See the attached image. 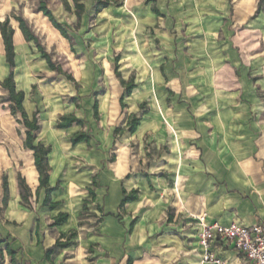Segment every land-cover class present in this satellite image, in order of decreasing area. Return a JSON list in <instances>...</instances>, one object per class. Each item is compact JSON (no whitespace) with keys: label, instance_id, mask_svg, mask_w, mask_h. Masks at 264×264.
Here are the masks:
<instances>
[{"label":"crops","instance_id":"obj_1","mask_svg":"<svg viewBox=\"0 0 264 264\" xmlns=\"http://www.w3.org/2000/svg\"><path fill=\"white\" fill-rule=\"evenodd\" d=\"M260 1L150 0V6L145 0L150 25L167 20L163 29H154L158 46L155 42L148 46L156 54L129 64L149 67L150 73L144 69L134 79L113 74L102 90L84 86L78 93L80 109L74 101L64 105L53 100L48 108L46 97L31 99L36 85L34 58L24 74L19 54L31 55L34 43H28L18 23L11 22L15 82L25 93L28 116L37 114L36 142L52 148L49 185L58 189L49 199L58 207L44 206L48 195L40 189L34 154L24 146L26 134L25 139H16V125L4 116L0 120V264H12L7 245L19 264H200L205 251L199 243V218L222 225L264 222V5L260 8ZM83 3L81 24L92 16L87 0ZM197 3L205 5L202 18L209 19L201 34L222 31L227 36L224 45L207 39L178 42L183 29L175 20L182 17V4L191 12ZM8 11L0 9V22ZM37 26L53 45L58 37L46 26ZM0 55L4 59L0 81H4L10 70L1 33ZM130 80L136 88L128 95L123 82ZM1 111L3 107L0 118ZM71 116L83 126L60 129L61 119ZM133 116L140 119L135 133L129 131ZM80 132L91 137L90 145H72ZM19 174L31 190L30 205L22 202ZM4 177L8 193L3 189ZM133 192H138V199L124 204ZM60 214L69 215L67 223L53 226ZM72 233L76 235L71 237ZM58 241L70 245L54 249ZM212 251L225 264H250L231 246L216 244Z\"/></svg>","mask_w":264,"mask_h":264},{"label":"rangeland","instance_id":"obj_2","mask_svg":"<svg viewBox=\"0 0 264 264\" xmlns=\"http://www.w3.org/2000/svg\"><path fill=\"white\" fill-rule=\"evenodd\" d=\"M149 1L147 0V3ZM66 2H69L71 8L74 9L75 6L72 0H50L48 7L58 22L67 29L73 38L75 53L71 51L69 42L53 28L49 20L43 14L37 12L38 0H0V9L7 8L9 10L2 21L11 17V22L15 23L16 21L12 16L24 17L39 38L42 46L52 56L53 61L61 66L64 72L75 78V82H72L66 76L49 70L45 62L41 60L35 44H32L33 57L29 51L28 55L19 54L20 66L24 74L29 72L31 58H34V81L36 85L30 92L31 99H38L40 96L46 97L44 100H48V108L52 104L50 101L53 100V102L56 100L62 102L64 105L67 102L74 101L75 106L80 109L78 93L84 90V86L91 85L98 88V90L105 89L111 82L113 74L118 77L116 72L121 77H128L129 79L141 75L144 69L148 71L147 74L150 73L151 68L149 67L135 66L131 68L129 64L136 60L142 62L144 58H151L156 54L153 51L150 52L148 46L151 42H155V45L158 46L160 41L155 40L156 32H154V29L158 30L159 27L163 29L167 20L161 19L158 20L160 22L158 25H150L152 23L150 15L145 10V0H116L118 3L121 2V5L112 4L100 16L94 14L96 2H94L92 8L90 4L93 0H87V10L92 12V16L79 27H77V19L73 12L66 10ZM149 5L152 6V3H149ZM192 5L194 9L189 12L186 11L185 4H182L180 10L182 17L175 20L176 25L183 29L182 33L177 35L178 42L185 44L200 43L206 42L207 39L209 42H217L220 46L224 45L227 36L222 31L216 35L201 34V28L207 27L209 23V19L202 18V10L205 5L201 3ZM194 10H197V12H194ZM228 20L225 21L228 22ZM37 24L46 26L48 32L58 37L54 40L53 45L48 44V39L38 29ZM149 26H152V28ZM52 41V39H49L50 43ZM185 53L188 56L190 55L189 50H186ZM117 58H119V61L116 60ZM108 60L111 61V66L107 65ZM3 63L4 59L0 55V70ZM6 98L7 92L0 88V109L3 107L0 120L2 121L3 117L7 116V120L16 125V139H25L26 131L23 126L17 124L16 119L10 114L9 105L8 103L5 104Z\"/></svg>","mask_w":264,"mask_h":264},{"label":"trees","instance_id":"obj_3","mask_svg":"<svg viewBox=\"0 0 264 264\" xmlns=\"http://www.w3.org/2000/svg\"><path fill=\"white\" fill-rule=\"evenodd\" d=\"M50 0H38V8L37 12L41 13L46 17L51 25L61 34V36L66 39L70 46L71 51L75 53L74 48V41L73 38L68 33L67 29L58 22L53 12L48 7V2ZM74 3V11L73 13L76 15L78 19L77 27L81 25L82 17L85 13V4L83 3V0H72ZM122 1V0H120ZM96 6H95V12L96 14L101 13L103 10L109 8L112 4L116 6H120L121 2L118 3L116 0H95ZM66 10L69 12H72L71 6L66 2ZM264 5V0L260 1V8ZM153 12L160 16V13L156 7L153 8ZM12 18L18 23L19 29L24 37V39L28 43H34L38 52L40 53L41 59H43L50 70L57 72L60 75L66 76V78L69 81L75 82V79L72 75L67 74L64 72L61 66L56 64L53 61L52 56L46 51V49L42 46L40 43L39 38L29 25L28 21L22 17V16H12ZM0 33L3 39V44L5 48V57L6 62L9 67V75L4 81H0V87L7 92V98L5 100L6 103H8V107L10 110V114L16 119L17 124L23 126L26 129V139L24 142V146L26 149L30 150L34 154V163L36 170L39 173V181H40V189H46L48 197L46 198L44 202V206L49 207L50 209H56L58 207V204H50L49 194L53 191H56L58 189V186L55 188H52L49 185V175L51 171V167L49 165V155L52 152L51 146H44L40 142H36V134L40 131V125L37 118V114L35 113L32 118L28 116L26 113V110L24 108V101H25V93L21 90L17 89V85L15 82V69H16V52H15V45H14V29L11 26V17H8L5 21L0 22ZM119 61V58L116 59ZM117 76L119 77L120 74L116 72ZM123 84L126 86V92L128 95L132 93V91L136 88V85L134 84L133 80H130L128 83L123 82ZM94 112L96 115V119H99L98 115V104L96 103L94 107ZM80 125L83 126V123L76 117H63L61 119V122L58 124V127L60 129H67L72 127L73 125ZM140 125V119L136 116H133L130 120L129 125V131L131 133H135L138 126ZM91 137L84 133L80 132L76 134L72 140L71 143L73 146H76L79 143H87L90 145ZM19 189L21 194V199L24 205H30L31 203V190L29 186L26 184L25 179L22 177L21 174H19ZM3 189L5 193H8V180L6 177L3 178ZM91 193L94 195V192L91 191ZM138 199V192H133L130 195H128L123 203L132 202ZM69 219L68 214H60L56 220L54 221L53 226H61L65 223H67ZM76 234L72 233L71 237H74ZM70 245L69 242L62 243L57 242L54 249L57 248H65ZM6 251L10 257L12 264H19L16 260V253L12 249L10 245H7ZM53 253V250L47 251L46 256L49 258L51 254Z\"/></svg>","mask_w":264,"mask_h":264},{"label":"built area","instance_id":"obj_4","mask_svg":"<svg viewBox=\"0 0 264 264\" xmlns=\"http://www.w3.org/2000/svg\"><path fill=\"white\" fill-rule=\"evenodd\" d=\"M199 225V243L205 251L200 264H225L212 251L216 244L231 246L250 264H264V222L253 226L237 222L222 225L209 223L203 216Z\"/></svg>","mask_w":264,"mask_h":264}]
</instances>
